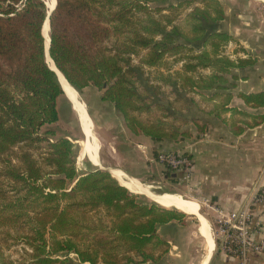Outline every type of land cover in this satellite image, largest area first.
Listing matches in <instances>:
<instances>
[{
  "label": "trees",
  "instance_id": "obj_1",
  "mask_svg": "<svg viewBox=\"0 0 264 264\" xmlns=\"http://www.w3.org/2000/svg\"><path fill=\"white\" fill-rule=\"evenodd\" d=\"M148 1L56 0L48 13L44 0H0V264L11 261L3 250L11 228L16 239L24 238L28 264H75L70 253L90 264L154 261L168 242L157 226L182 215L140 199L107 169L78 171L67 137L49 140L38 133L58 119L56 98L63 92L45 59L46 16L49 54L59 72L78 93L89 84L103 88L101 97L113 103L134 133L156 141L192 135L169 119L173 112L157 97L159 85L143 77V65L184 52L182 71H159L156 77L170 93L198 94L209 103L205 111L233 134L264 122V111L229 105L236 77L229 75L231 68L254 59L221 51L231 35L219 29L224 16L219 1L193 6L181 23L163 22L148 10ZM141 48L145 53L133 62ZM195 94L188 98L202 109ZM238 95L252 108L264 106V89ZM191 121L197 132L206 130L207 119ZM32 146L43 149L40 157Z\"/></svg>",
  "mask_w": 264,
  "mask_h": 264
},
{
  "label": "rangeland",
  "instance_id": "obj_2",
  "mask_svg": "<svg viewBox=\"0 0 264 264\" xmlns=\"http://www.w3.org/2000/svg\"><path fill=\"white\" fill-rule=\"evenodd\" d=\"M218 1L224 8V16L218 22L219 29L226 30L231 35V39L222 43L220 46L221 51L234 59L250 57L254 59L252 63L254 64V62H256L260 56L261 49H259V47L261 44H264V2L261 0ZM169 2L173 3V6H169ZM146 3L149 8L148 10L153 15L159 17L163 22L166 20V18H170L173 20V22L181 23L187 11H189L195 5H199L201 7L206 6L207 0H149ZM49 8L50 7H48V9ZM135 15L140 16L141 12H136ZM145 51V49H139L138 55H132V61L137 62L139 55L145 53ZM237 52H241L240 54L243 56H240L237 54ZM185 53L186 52L179 55H167L163 59V62L158 65H143V77L145 78L144 81L148 80V82L157 83L159 85L157 97L170 108V111L173 112L174 116H169V119H173L175 123L180 125L181 129L188 128V126L185 123H181L180 120L184 119L185 117H182L179 115V112L176 111L177 108L183 106L185 102L181 96L189 97L195 93H193V91H188L189 89L185 91L183 89L179 92L180 95H177L180 96V98H178L174 94L170 93L169 85L159 82L156 77L158 76L159 71L169 70L172 73L176 71H182L181 65L184 60L187 59L184 58ZM102 93L103 88H100L94 84H89L79 91L80 97L87 102L88 111L93 119L92 127L96 134V140L99 144V157L101 161H99L98 164L92 163L89 160L90 158L85 154L84 148L81 147V140L84 138V134L81 130L77 115L71 107V104L64 92H62L56 98L58 119L53 122L44 123L39 127L38 130L39 134L44 135L49 140H54L63 136L67 137L73 143L72 149L74 164L78 171L88 170L94 167H99L100 165L105 168L109 166L114 167L115 164L113 155L115 153V139L117 140L119 138L120 141V137L125 138V132H132L126 126L124 119L120 117L121 114L114 107L113 103L108 99L101 97ZM195 97L199 99V102H205L199 98L200 96L198 94H195ZM188 102L194 105L190 98H188ZM148 113H143L144 117H147ZM189 114L190 113H188V115ZM87 142L91 149L89 138ZM122 145L125 147L128 146L127 143L124 142ZM133 145L137 148L141 147L137 146L135 142ZM30 150H32L36 157H40L41 152H43L42 148L36 146L30 147ZM142 155L145 157L144 153ZM103 156L105 157L106 161L102 159ZM13 161H15V159ZM164 167L165 170L163 171L166 172L165 177L160 176L161 174H158L145 176L141 180L144 183L160 185V188H155V190L159 191H155L156 194L173 193L186 199L196 200L194 199L196 198L194 190L195 185H193L192 180L183 182L181 174L176 172V176L172 177L170 172L173 171H170L166 166ZM144 183L142 184L148 187L150 190V186ZM151 188L154 189V187ZM164 190L167 191L163 192ZM152 192L154 191L152 190ZM134 193H137L140 199L156 202L151 198V196L145 194L144 191H135ZM158 202L165 205H168L169 203L173 204L169 200L163 198H158ZM207 202L209 201H205V206L202 205V211H200L209 218L213 236H218L215 246L216 248L221 232H219L217 213H211L207 210L208 207L212 208L207 204ZM167 207L179 210L173 205ZM181 212L182 215L180 219H172L166 225H159L160 234L170 239V242H167V251L161 253L158 258L154 260V264H199V262H201L200 260H202L205 256L206 248L204 247L202 237L197 232L196 217L193 214L186 213L185 211L183 212V210ZM11 229L14 231L13 228ZM12 231H10L11 235H7L6 240L3 242L4 253L11 260L8 264H28L30 255L28 252L29 249L24 243V238L16 239L14 237V232ZM69 255L75 264H90L87 261H78L74 253H70ZM136 258L138 259V257ZM150 263L153 264V260L141 263L139 262L138 264Z\"/></svg>",
  "mask_w": 264,
  "mask_h": 264
},
{
  "label": "crops",
  "instance_id": "obj_3",
  "mask_svg": "<svg viewBox=\"0 0 264 264\" xmlns=\"http://www.w3.org/2000/svg\"><path fill=\"white\" fill-rule=\"evenodd\" d=\"M261 1L264 2V0ZM259 49H261L260 56L254 64L231 68L229 75L234 74L236 77L233 79L235 86L231 88L233 95L229 105H237V107H243L248 110L264 111V106L252 108L238 95L239 91L249 92L264 89V44H261ZM240 53L241 52H237V54L243 56ZM230 79H232V77H230ZM75 91L78 100L85 106L82 112L86 113L88 128L91 130L90 133L92 137L96 140V134L92 127L93 119L88 111L87 102L80 97L76 89ZM64 94L68 98L80 123L79 113L74 107L72 98L68 96L66 90ZM183 100L185 101L183 106H180V108L178 107L176 111L179 112V115L185 117L184 119H187L185 124L192 131L191 136L185 138L181 137L177 142L171 139L156 141L142 133L125 132V138L120 137L121 143L119 138L117 140L115 139V153L113 155L115 166H109L107 168L112 171V174L116 176L122 184H127L128 186H126L131 191H144L145 194L151 196L157 203H159L158 198L167 199L173 203H169L168 205L159 203L165 207L173 205L176 208L177 204L174 200H180L189 206H193L210 224L209 218L201 212L202 205L205 206V201L208 200L211 207L220 206L227 210L243 206L249 201L253 193L252 186H254L258 180L261 165L264 162V122H260L254 126H246L242 132L233 134L226 125L218 120L212 113L205 111L209 106L208 102H200L202 108L200 109L195 104L192 105L188 102V97L183 96ZM188 113L190 114L188 115ZM227 115H229V112H227ZM120 117L123 119L122 114ZM193 117L207 119L208 124L205 131H196L195 125L191 121ZM80 127L84 134V138L81 140V147L84 148L85 154L90 158L88 159L92 163L98 164L100 161L99 144L96 140L97 149L95 152L94 150L92 151L87 142L89 137L85 134L82 123ZM123 142L127 143L128 146L125 147L122 145ZM134 142L137 146L141 147H134ZM162 148L184 150L192 156L194 160L192 183L195 185L194 190L196 198L194 199L196 200L186 199L173 193L156 194V192L159 191L155 190V188H160V185L144 183L141 180L145 176L151 175L161 174L160 176H166V172L163 171L165 170L164 165L156 159L158 150ZM143 153L145 157L142 155ZM102 159L106 161L104 156ZM170 173L172 177L176 176V174H172L173 172ZM134 181L135 184L138 185L136 189L129 186L130 182L134 183ZM141 182L149 185L150 190ZM151 187H154V189ZM152 190L156 192L154 193ZM165 191L167 190L163 192ZM252 208L257 216L261 215V217H263L264 224V201H256L252 204ZM178 209L182 211L180 208ZM207 210L211 213L215 212L213 208L210 207H208ZM193 215L195 216V214ZM169 222L161 224V226ZM196 224L197 232L202 237L204 247L206 248L205 256L203 259L201 258L202 260H200L201 262H199V264L204 262L205 264H238V257L222 248L220 244L218 246L219 241L215 248L218 236H213L211 224L210 228L213 237L212 248H210V244L207 240L208 238H206L203 233V229H201L197 219ZM159 229L158 225V234L170 242V239L160 234ZM261 235H264V225L262 230L255 233L257 238ZM248 264H264V252L250 253Z\"/></svg>",
  "mask_w": 264,
  "mask_h": 264
},
{
  "label": "built area",
  "instance_id": "obj_4",
  "mask_svg": "<svg viewBox=\"0 0 264 264\" xmlns=\"http://www.w3.org/2000/svg\"><path fill=\"white\" fill-rule=\"evenodd\" d=\"M156 159L170 171L181 174L183 182L192 180L194 160L182 151L162 148L158 150ZM252 188L253 193L243 206L231 210L220 206L212 207L217 213L221 232L219 244L238 257V264H248L250 253L264 252V235L258 238L255 236L256 232L262 230L263 217L257 216L252 208L256 201H264V162ZM207 204L211 205L209 202Z\"/></svg>",
  "mask_w": 264,
  "mask_h": 264
},
{
  "label": "bare ground",
  "instance_id": "obj_5",
  "mask_svg": "<svg viewBox=\"0 0 264 264\" xmlns=\"http://www.w3.org/2000/svg\"><path fill=\"white\" fill-rule=\"evenodd\" d=\"M44 1L48 5V7H50V8L53 7V5L55 3V0L54 1L53 0H44ZM48 29H49V25H48V22L46 20L44 22V24H43V27H42L43 34H44V36L46 38L45 39L46 44H47V32H48ZM46 60H47L48 64L53 69H55L57 71V73L59 75V78H60V82L62 83V87H64V93H65V90H66L68 96L70 98H72L74 107H75V109L78 110V113H79L78 116H79L80 120L82 121V122L80 121V124L82 123V127L84 129V132L89 137V141H90V145H91V150L92 151L94 150V152H95V150L97 149L96 140H95L94 137H92V135L90 133L91 130H89V128H88L89 126H88V120H87L86 113H83L82 112L85 106L83 105L82 102H80L78 100L75 89L67 82V80L59 72V70L56 69V67L53 64V62H52V60H51V58H50L49 55L46 56ZM111 173H112V171H111ZM125 185H127V184H125ZM129 186L132 187L133 189L134 188L136 189V187H138V185L135 184V181H134V183H131L130 182ZM174 201L176 202L177 207L180 208L181 210H183V211H185L186 213H189V214H195L196 219L198 220L201 229H203V233L205 234L206 238H208L207 240H208V242L210 244V248H212V246H213V237H212L211 228H210V224H209L208 220L202 214H200L199 212H197L193 206H189V205L185 204L184 202H181L180 200H176L175 199ZM202 264H205V262L202 263Z\"/></svg>",
  "mask_w": 264,
  "mask_h": 264
},
{
  "label": "water",
  "instance_id": "obj_6",
  "mask_svg": "<svg viewBox=\"0 0 264 264\" xmlns=\"http://www.w3.org/2000/svg\"><path fill=\"white\" fill-rule=\"evenodd\" d=\"M55 1H56V0H55ZM54 5H55V3H54ZM54 5H53V7H54ZM53 7H51V8L48 9V13L52 10ZM46 20H47L48 25H49V17H48V16H46V18L44 19L43 24H44V22H45ZM42 26H43V25H42ZM42 34H43V32H42ZM43 36H44V34H43ZM45 39H46V38H45V36H44V53H45V59H46V56H47V55L50 56V54H49V40H50L49 29H48V32H47V44H46ZM50 58H51V56H50ZM51 60H52L53 64L55 65V63H54V61H53L52 58H51ZM46 61H47V60H46ZM47 64H48V62H47ZM48 66H49V67H50V68L56 73L57 78H58V80H59V82H60V78H59V75H58L57 71H56L55 69H53L49 64H48ZM55 67H56V69L59 70V68H58L56 65H55ZM60 85H61V88H62V90H63V92H64V88L62 87V83H61V82H60ZM99 168H105V167L99 166ZM105 169H107L108 171L111 172L110 169H108V168H105ZM172 174L175 175L174 172H173Z\"/></svg>",
  "mask_w": 264,
  "mask_h": 264
}]
</instances>
